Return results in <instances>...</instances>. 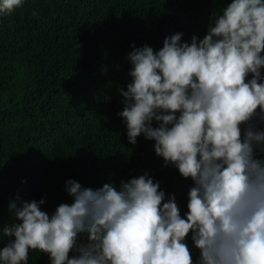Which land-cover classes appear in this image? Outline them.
I'll return each mask as SVG.
<instances>
[{
    "label": "clouds",
    "instance_id": "obj_1",
    "mask_svg": "<svg viewBox=\"0 0 264 264\" xmlns=\"http://www.w3.org/2000/svg\"><path fill=\"white\" fill-rule=\"evenodd\" d=\"M26 3L0 0V17ZM184 35L159 50L133 42L117 115L130 145L154 141L164 166L191 179L188 211L149 170L96 188L69 178L72 201L52 213L46 194L10 201L0 264H30L33 252L50 264H264V0H230L203 38Z\"/></svg>",
    "mask_w": 264,
    "mask_h": 264
},
{
    "label": "trees",
    "instance_id": "obj_2",
    "mask_svg": "<svg viewBox=\"0 0 264 264\" xmlns=\"http://www.w3.org/2000/svg\"><path fill=\"white\" fill-rule=\"evenodd\" d=\"M230 0H28L0 17V248L2 229L16 221L9 208L17 193L31 201L47 196L43 210L72 201L65 191L74 178L102 187L149 170L181 214L188 211L190 178L165 167L154 141L132 146L117 115L118 88L130 81L126 56L145 43L156 50L183 31L184 40L207 33ZM35 9L39 15L33 16ZM86 241V235L83 238ZM193 259L199 255L191 233ZM30 264H50L46 253Z\"/></svg>",
    "mask_w": 264,
    "mask_h": 264
}]
</instances>
